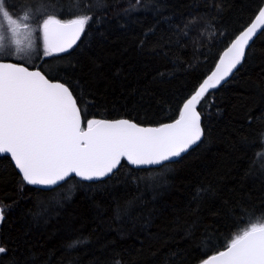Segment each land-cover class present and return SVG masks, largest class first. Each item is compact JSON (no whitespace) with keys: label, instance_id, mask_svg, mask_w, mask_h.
Instances as JSON below:
<instances>
[{"label":"trees","instance_id":"1","mask_svg":"<svg viewBox=\"0 0 264 264\" xmlns=\"http://www.w3.org/2000/svg\"><path fill=\"white\" fill-rule=\"evenodd\" d=\"M264 0H8L34 26L91 16L77 43L32 63L65 83L87 120L160 125L213 69ZM30 5V6H29ZM36 57V58H35ZM202 142L178 162L124 160L96 182L38 189L0 156V264H199L264 222V28L226 82L197 105ZM194 193H199L194 196ZM84 243L74 248L72 241Z\"/></svg>","mask_w":264,"mask_h":264},{"label":"snow or ice","instance_id":"2","mask_svg":"<svg viewBox=\"0 0 264 264\" xmlns=\"http://www.w3.org/2000/svg\"><path fill=\"white\" fill-rule=\"evenodd\" d=\"M15 8L8 0H0V53L5 51L6 40L15 46L16 53L23 52L25 45L33 47L35 30L28 23L29 12L17 15ZM91 19L88 15L67 21L54 15L44 18L39 24L44 55L72 48ZM262 26L264 7L183 104L179 118L159 127H141L125 119H91L86 129L82 128L81 110L69 87L53 83L39 70L0 60V154H10L23 182L40 186L57 185L72 173L84 180L108 176L121 158L137 166L178 162L174 158L202 142L204 130L197 105L242 65L246 48ZM4 211L0 208V222ZM81 243L84 241H72L68 247ZM6 251L0 247V253ZM200 264H264V222H249L223 250Z\"/></svg>","mask_w":264,"mask_h":264},{"label":"water","instance_id":"3","mask_svg":"<svg viewBox=\"0 0 264 264\" xmlns=\"http://www.w3.org/2000/svg\"><path fill=\"white\" fill-rule=\"evenodd\" d=\"M261 7H264V3H263V5L261 6ZM260 7V8H261ZM257 14H258V12H257ZM256 14V15H257ZM255 18V17H254ZM254 18L252 19V21L243 29V30H245L248 26H250L251 25V23L252 22H254ZM63 21V20H62ZM264 28V26H262V29ZM262 29H260V30H258V32H257V34L253 37V39L250 41V43H249V45L252 43V41L254 40V38L261 32V30ZM242 30V31H243ZM241 32V31H240ZM240 32L237 34V35H239L240 34ZM236 35V36H237ZM235 36V37H236ZM235 37L232 39V41L235 39ZM79 40V39H78ZM77 40V41H78ZM232 41L228 44V46L221 52V54H220V56H219V58H218V60H217V62H216V64L214 65V67H213V69L206 75V77L204 78V79H206L209 75H211V73L213 72V71H215V67H216V65L219 63V59H220V57L223 55V53L227 50V48L228 47H230L231 46V43H232ZM77 43V42H76ZM75 43V44H76ZM74 44V45H75ZM73 45V46H74ZM72 46V47H73ZM248 48V47H247ZM246 48V49H247ZM69 50V49H68ZM54 54H58V53H54ZM0 60H3L4 62H11V63H18V64H23V63H20V62H16V61H13V60H8V59H0ZM23 66H25V67H27L25 64H23ZM240 65H238L237 66V68L239 67ZM29 68V67H28ZM29 70L30 71H35V70H39V71H41L39 68H29ZM236 70V69H235ZM235 70L233 71V73L235 72ZM42 72V71H41ZM43 73V72H42ZM232 73V74H233ZM44 74V73H43ZM232 74L229 76V77H227L226 78V80L225 81H222L221 82V84H223L224 82H226L227 81V79H229L231 76H232ZM45 75V74H44ZM46 76V75H45ZM47 77V76H46ZM48 78V77H47ZM50 81H52L53 83H56V82H59V83H63V82H61V81H59V80H52V79H50V78H48ZM203 79V80H204ZM203 80H202V82H203ZM201 82V83H202ZM200 83V84H201ZM65 84V83H64ZM66 85V84H65ZM67 86V85H66ZM220 86V85H219ZM68 87V86H67ZM199 87V86H198ZM198 87L196 88V90L198 89ZM70 89V88H69ZM195 90V91H196ZM213 90V89H212ZM71 91V90H70ZM194 91V92H195ZM210 91V90H209ZM194 92L191 94V95H193L194 94ZM191 97V96H190ZM189 97V98H190ZM75 98V97H74ZM188 98V99H189ZM187 101V100H186ZM185 101V102H186ZM184 102V103H185ZM183 103V104H184ZM77 106H78V104H77ZM183 106V105H182ZM79 107V106H78ZM181 109H182V107H181ZM197 111L199 112V110L197 109ZM200 113V112H199ZM201 115V114H200ZM81 118H82V115H81ZM179 118V117H178ZM178 118H176L175 120H177ZM121 119H125V120H129V121H131V122H133V123H136L135 121H133V120H130V119H128V118H115V119H109V118H102V119H100V120H109V121H114V120H121ZM175 120H173V121H170V122H165V123H162V124H169V123H173ZM136 124H138V123H136ZM162 124H160V125H162ZM139 126H141V127H159L160 125H141V124H138ZM82 126V128H85L86 129V127H83V125H81ZM201 126H202V117H201ZM203 128V127H202ZM203 137V136H202ZM198 144H199V142H198ZM197 145H194V146H192L186 153H188L191 149H193L194 147H196ZM186 153H183L182 154V156L183 155H185ZM1 155H6V156H8L9 158H10V160H11V162H12V164H13V166L15 167V163H14V161L12 160V158H11V156H10V154H7V153H3V154H0V156ZM181 156V157H182ZM180 158V157H179ZM179 158H174L175 160H177V159H179ZM125 161L127 164H129L131 167H133V168H137V169H140V168H154V167H159V166H161V165H163V164H165V163H169V162H163L162 164H160V165H139V166H137V165H132V164H130L128 161H127V159L126 158H121V161H120V164H121V162L122 161ZM119 164V165H120ZM118 165V166H119ZM118 166H117V168H118ZM116 168V169H117ZM15 169L17 170V172L19 173V175L21 176V178H22V174L19 172V169H17L16 167H15ZM116 169H114L113 170V172H115L116 171ZM113 172L111 173V174H109L108 176H105V177H100V178H94L93 180H84V179H82L81 177H79V176H76L74 173H72V174H70L69 175V177H67V178H65V180L64 181H66L67 179H69L70 177H75V178H77V179H79V180H82V181H85V182H96V181H100V180H103V179H105V178H107V177H109V176H111L112 174H113ZM64 181H60V182H58V184L57 185H53V186H40V185H30V186H33V187H35V188H38V189H50V188H54V187H56V186H59L61 183H63ZM215 254V253H214ZM211 255H213V254H211ZM207 258V257H206ZM205 258V259H206ZM200 264V263H199Z\"/></svg>","mask_w":264,"mask_h":264},{"label":"rangeland","instance_id":"4","mask_svg":"<svg viewBox=\"0 0 264 264\" xmlns=\"http://www.w3.org/2000/svg\"><path fill=\"white\" fill-rule=\"evenodd\" d=\"M17 15H22L23 12L21 13H16ZM30 16V14H29ZM32 17L30 16V19L28 23L30 26L35 30L33 34V47L28 48L27 45H25V50L21 53H16L15 51V46L11 45L7 40H6V48L3 53H0V58H15L17 60L27 62V63H32L34 56H37V54L42 57L44 55V48H43V39H42V33L39 30V24L42 23L43 19H40V21L37 23L36 26L32 24L31 21ZM36 58V57H35Z\"/></svg>","mask_w":264,"mask_h":264}]
</instances>
